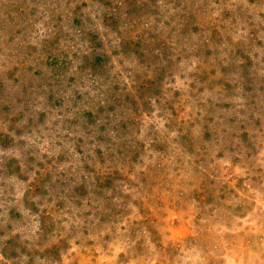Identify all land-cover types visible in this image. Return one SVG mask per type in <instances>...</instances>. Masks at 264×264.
I'll use <instances>...</instances> for the list:
<instances>
[{
	"label": "rangeland",
	"instance_id": "rangeland-1",
	"mask_svg": "<svg viewBox=\"0 0 264 264\" xmlns=\"http://www.w3.org/2000/svg\"><path fill=\"white\" fill-rule=\"evenodd\" d=\"M0 264H264V0H0Z\"/></svg>",
	"mask_w": 264,
	"mask_h": 264
}]
</instances>
